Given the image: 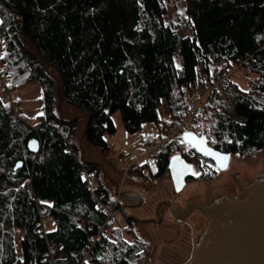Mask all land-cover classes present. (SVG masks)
<instances>
[{"label":"trees","instance_id":"16d2710c","mask_svg":"<svg viewBox=\"0 0 264 264\" xmlns=\"http://www.w3.org/2000/svg\"><path fill=\"white\" fill-rule=\"evenodd\" d=\"M181 1L191 36L166 22L162 0H0V79L6 81L0 86V264H80L106 218L99 203L121 213L124 223L106 224L89 263H149L151 245L140 222L124 213L121 198L115 202L102 168L81 157L77 119L63 118V103L85 112L83 137L105 151L116 111L132 134L159 122L162 101L165 124H172L205 93L190 130L205 133L220 153L255 158L264 151V0ZM31 82L42 103L33 126L19 101L6 97ZM31 138L39 142L36 154L27 149ZM174 154L170 147L156 156L150 178L140 165L129 173L150 189L169 176ZM84 169L96 174L87 180ZM47 220L53 229H44Z\"/></svg>","mask_w":264,"mask_h":264},{"label":"rangeland","instance_id":"374dc122","mask_svg":"<svg viewBox=\"0 0 264 264\" xmlns=\"http://www.w3.org/2000/svg\"><path fill=\"white\" fill-rule=\"evenodd\" d=\"M167 7L166 22L177 31L180 36L192 35V29L189 20L183 10L181 0H162ZM1 55V44H0ZM232 79L240 87L244 88L246 83L240 72L234 71ZM19 101V108L22 115L30 126L37 122V116L41 114V89L37 82H31L19 87L13 95ZM64 119H77L76 142L80 148V154L84 161L98 164L114 190L115 197L121 198L124 204V213L140 222V229L145 240L151 245V253L148 264H184L190 258L188 245L194 236L197 239L206 225V218L199 212H192L189 217L183 220L187 224L180 225L169 215L167 204L180 205L182 209L193 198L204 201L206 205H213L222 199H243L237 191V181L241 188L248 187L257 175L264 174V151L261 150L255 158L244 155H231L230 163L226 171H217L214 179L203 181L204 183L190 182L186 183L180 194L174 191L170 174L153 185L150 189H145L140 180L131 177L128 169L117 163L116 158L121 150L126 151L127 146L137 137H142L130 150L131 153L140 152L139 157L144 153L142 139L147 136L158 134L166 120V104L158 109L159 122L145 124L144 131L128 133L120 118L119 111L112 114L111 118L115 127L112 135H106L105 139L113 145L110 151H101L97 146L91 144L83 137V131L87 122V116L84 111L75 106L63 103L60 107ZM151 134V135H149ZM129 152V153H130ZM126 153V154H127ZM141 159H137V162ZM136 162V164H137ZM152 168L155 164L152 161ZM195 169V166L193 165ZM142 176L143 173L141 172ZM152 176V175H151ZM151 176H144L150 178ZM237 181H236V179ZM209 192V200H206L205 191ZM116 199V202H117ZM117 220L123 225L122 214L116 212ZM54 223L52 220L44 222L43 227L49 230ZM17 236L21 239L18 230L15 232V243L17 253L20 255L21 244L17 243ZM195 242V241H194ZM189 243V244H188ZM191 245V244H190ZM189 245V246H190Z\"/></svg>","mask_w":264,"mask_h":264},{"label":"water","instance_id":"95a60500","mask_svg":"<svg viewBox=\"0 0 264 264\" xmlns=\"http://www.w3.org/2000/svg\"><path fill=\"white\" fill-rule=\"evenodd\" d=\"M190 132L194 136H204V146L219 153L226 160L220 161L214 156L205 155L195 144L189 143L184 133ZM181 139L199 155L211 159L219 171H226L230 163V154L216 151L207 143L205 133L197 134L192 130H185ZM29 152L39 151V142L31 138L27 142ZM171 159L169 174L174 191L179 193L185 186V178L191 173V167L181 157ZM19 164L16 165V167ZM171 165V166H170ZM248 187L241 188L237 181V188L243 199L233 201L225 198L213 205H206L198 199H191L180 210L172 205V216L182 222L194 210L206 217V225L198 235L193 245V252L184 264H264V174L257 175ZM170 206V203L167 204Z\"/></svg>","mask_w":264,"mask_h":264},{"label":"built area","instance_id":"2783aa9c","mask_svg":"<svg viewBox=\"0 0 264 264\" xmlns=\"http://www.w3.org/2000/svg\"><path fill=\"white\" fill-rule=\"evenodd\" d=\"M227 75L220 77L215 86H219L222 80L228 76ZM6 81L0 79V86L5 88ZM15 91H10L6 94V97L12 101ZM205 94V93H203ZM200 95L194 103L191 105L190 109L186 115L178 122L172 124H166L163 132L161 134H156L152 136H147L142 139L143 146L145 147L144 153L139 157H132L129 154L124 153V150L121 151L119 156L116 158L118 164L124 167V170L127 171L131 167L140 165L142 167L143 176H151L153 174V169L151 167V159H154L158 155H167L169 153V148H173L176 152V155L181 157L187 163H194L199 173L201 174H212L217 171L215 163L206 157L199 155L195 150H193L189 145H187L180 137L181 133L190 128H194L195 123L192 119L199 115V106L200 102L204 95ZM203 117L206 118V114H203ZM113 145L108 143L105 147V151H110ZM141 159L137 162V159ZM137 162V164H136ZM96 174V169H84V176L88 180L90 176ZM117 199V197H116ZM116 202V200H115ZM98 206H103L106 212V218L102 225L98 227L97 233L90 237V244L83 251V259L80 264H90L89 263V250L91 245L97 239L99 234L107 233L106 224L110 220L116 219V214L113 208L105 207L102 203H99ZM86 223H81V227L84 228Z\"/></svg>","mask_w":264,"mask_h":264},{"label":"crops","instance_id":"0c3cea01","mask_svg":"<svg viewBox=\"0 0 264 264\" xmlns=\"http://www.w3.org/2000/svg\"><path fill=\"white\" fill-rule=\"evenodd\" d=\"M165 125L166 124H164V126L160 129V130H158L159 132H158V134H161L162 132H163V129H164V127H165ZM144 128H145V126H142V129L140 130L141 131V133L144 131ZM149 135H151V134H149ZM141 138L142 137H137L136 139H134L131 143H129L128 145H126L127 146V149H126V151H128V153L127 152H125V150H124V153H127V154H129V155H135V156H137L140 152H137V153H131L130 152V150L133 148V146L134 145H136L138 142H140L141 141ZM121 151H123V150H121ZM130 152V153H129ZM173 157H177V155L176 154H174L171 158H170V160L173 158ZM152 161L154 162V159H151V163H152ZM170 162V161H169ZM187 163V162H186ZM155 164V163H154ZM187 164H189L190 166H191V173H190V175L188 176V177H186L185 178V185H186V183H190L191 181L192 182H196V183H204L203 181L204 180H195L194 178H192V176L194 175V176H198L200 173H199V171H198V168H197V166L194 164V163H187ZM193 165L195 166V169L193 168ZM152 167V166H151ZM153 169V173H154V168H152ZM194 173H198V175H196V174H194ZM153 175V174H152ZM185 187V186H184ZM183 190V189H182ZM181 190V191H182ZM180 191V192H181ZM180 192L179 193H177V194H180ZM177 205V207H178V209L180 210V208L181 207H179L180 205H178V204H176ZM171 206H172V204H170V206H168L167 205V207H168V209H169V212H170V209H171ZM171 219H173L174 221H176L177 223H179L180 225H184V224H187L186 223V221H184V222H180L179 220H177V219H175L173 216H172V214H171V212L169 213V215H168ZM54 228V226H52L49 230H51V229H53ZM194 236L192 237V239H191V245L189 246L188 245V251H189V256H191V254H192V252H193V245H194Z\"/></svg>","mask_w":264,"mask_h":264},{"label":"snow or ice","instance_id":"6c2138e0","mask_svg":"<svg viewBox=\"0 0 264 264\" xmlns=\"http://www.w3.org/2000/svg\"><path fill=\"white\" fill-rule=\"evenodd\" d=\"M184 136L187 138L189 143L195 144L196 147L199 148L200 151H202L205 155H211L214 156L216 159L220 160V161H224L227 159V157L219 154V153H215L213 152L210 148L205 147L204 146V136L200 135V136H194L192 133L190 132H186L184 133ZM173 159H178V157H173ZM171 166V165H170ZM186 167H191L190 165H186ZM196 175H198V173H194Z\"/></svg>","mask_w":264,"mask_h":264},{"label":"flooded vegetation","instance_id":"af4514ba","mask_svg":"<svg viewBox=\"0 0 264 264\" xmlns=\"http://www.w3.org/2000/svg\"><path fill=\"white\" fill-rule=\"evenodd\" d=\"M192 177H196V176L193 175ZM194 179H195V180H199V179H196V178H194ZM204 181H206V180H204ZM237 191L239 192L238 188H237ZM204 194H205V196H207V197H206V200L208 201V200H209V192H208V190H206ZM239 196H240V193H239ZM204 201H205V200H204ZM204 201H203V202H204ZM196 211H197V210H196ZM196 211H194V212H196ZM194 212H193V213H194ZM193 213H192V214H193ZM188 217H189V216H188ZM188 217H187V218H188ZM204 217H205V216H204ZM205 218H206V217H205Z\"/></svg>","mask_w":264,"mask_h":264},{"label":"bare ground","instance_id":"6f19581e","mask_svg":"<svg viewBox=\"0 0 264 264\" xmlns=\"http://www.w3.org/2000/svg\"><path fill=\"white\" fill-rule=\"evenodd\" d=\"M18 237H19V236H17L16 240H17V243H18V245H19V244H20V240H19Z\"/></svg>","mask_w":264,"mask_h":264}]
</instances>
